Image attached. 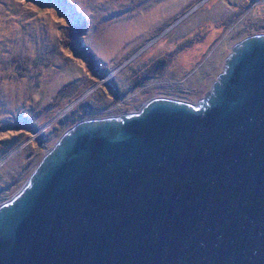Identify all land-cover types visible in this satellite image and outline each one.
<instances>
[{"label": "water", "instance_id": "obj_1", "mask_svg": "<svg viewBox=\"0 0 264 264\" xmlns=\"http://www.w3.org/2000/svg\"><path fill=\"white\" fill-rule=\"evenodd\" d=\"M0 264H264V33L196 103L63 132L0 203Z\"/></svg>", "mask_w": 264, "mask_h": 264}, {"label": "rangeland", "instance_id": "obj_2", "mask_svg": "<svg viewBox=\"0 0 264 264\" xmlns=\"http://www.w3.org/2000/svg\"><path fill=\"white\" fill-rule=\"evenodd\" d=\"M255 33L264 0H0V203L77 121L196 103Z\"/></svg>", "mask_w": 264, "mask_h": 264}, {"label": "trees", "instance_id": "obj_3", "mask_svg": "<svg viewBox=\"0 0 264 264\" xmlns=\"http://www.w3.org/2000/svg\"><path fill=\"white\" fill-rule=\"evenodd\" d=\"M83 29L84 26L73 28V30L70 31L69 38L78 44V40H79L78 37L80 32L83 31ZM66 42H68V40H66ZM81 51L87 57V59H89V61L92 62L93 64H96L98 62V60L94 57L95 55L93 54V52L89 50L87 47H82Z\"/></svg>", "mask_w": 264, "mask_h": 264}, {"label": "bare ground", "instance_id": "obj_4", "mask_svg": "<svg viewBox=\"0 0 264 264\" xmlns=\"http://www.w3.org/2000/svg\"><path fill=\"white\" fill-rule=\"evenodd\" d=\"M58 116H59V115H58ZM34 134L39 135V132L36 131Z\"/></svg>", "mask_w": 264, "mask_h": 264}]
</instances>
